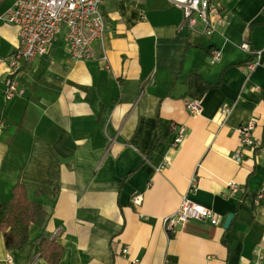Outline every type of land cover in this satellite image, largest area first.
Instances as JSON below:
<instances>
[{"label": "crops", "instance_id": "crops-1", "mask_svg": "<svg viewBox=\"0 0 264 264\" xmlns=\"http://www.w3.org/2000/svg\"><path fill=\"white\" fill-rule=\"evenodd\" d=\"M15 1L0 0V202L20 182L46 218L19 249L0 231V264H50L40 251L51 240L57 264H264V0H211L226 21L210 35L171 0H102L94 57L73 59L62 28L15 73L23 94L5 100L3 58L18 32L4 14ZM243 40L260 51L253 70ZM190 99L199 113L187 112ZM248 120L254 144L244 146ZM183 197L216 220L167 230Z\"/></svg>", "mask_w": 264, "mask_h": 264}, {"label": "built area", "instance_id": "built-area-1", "mask_svg": "<svg viewBox=\"0 0 264 264\" xmlns=\"http://www.w3.org/2000/svg\"><path fill=\"white\" fill-rule=\"evenodd\" d=\"M171 1L175 6L181 8L184 23L191 30H194L200 23L201 32L210 35L226 21V16L221 14V9L211 0ZM101 4L102 0H16L4 14L5 19L13 23L18 32V46L3 58L9 68L4 78V99L10 100L23 94V88L19 86L15 73L25 64L45 54L62 28L68 53L73 59L89 60L93 58L92 43L96 39L101 40L105 30ZM240 47L252 55L247 68L253 70L259 62L260 51L252 50L246 40L240 43ZM220 53L218 48L211 49L209 52L210 63L216 62L220 58ZM185 107L188 113L197 114L201 110V101L199 99L187 100ZM227 111L228 107L226 106L221 109L222 113ZM253 125L254 121L248 120L238 128L241 144L244 146L254 144L251 136ZM184 133V126L179 125L174 137L175 144L183 139ZM228 188L232 195L240 191L234 182H230ZM261 196L262 194L259 193L257 199ZM132 202L135 205L140 204V194H134ZM187 218L213 222L216 220V215L208 208L183 197L178 208L163 218V224L167 230H171L176 222ZM127 251V246H124L121 249V254L125 255ZM257 255L261 257L260 252H257ZM7 261L9 264H13L10 256H7ZM130 264H138V260L134 259Z\"/></svg>", "mask_w": 264, "mask_h": 264}, {"label": "trees", "instance_id": "trees-1", "mask_svg": "<svg viewBox=\"0 0 264 264\" xmlns=\"http://www.w3.org/2000/svg\"><path fill=\"white\" fill-rule=\"evenodd\" d=\"M45 218L46 212L38 197L30 199L26 187L16 182L12 196L7 201L0 202V231L5 247L19 249L24 246L29 239V224L41 226ZM40 255L50 264H57L61 255V246L53 240L48 241L41 248Z\"/></svg>", "mask_w": 264, "mask_h": 264}, {"label": "water", "instance_id": "water-1", "mask_svg": "<svg viewBox=\"0 0 264 264\" xmlns=\"http://www.w3.org/2000/svg\"><path fill=\"white\" fill-rule=\"evenodd\" d=\"M231 217H232L231 214H229V215L227 216V218H226V220H225V223H224V226H227V225H228V223H229Z\"/></svg>", "mask_w": 264, "mask_h": 264}]
</instances>
